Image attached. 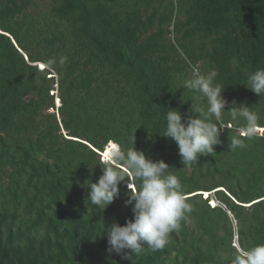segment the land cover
<instances>
[{
    "label": "trees",
    "instance_id": "1",
    "mask_svg": "<svg viewBox=\"0 0 264 264\" xmlns=\"http://www.w3.org/2000/svg\"><path fill=\"white\" fill-rule=\"evenodd\" d=\"M196 68L264 126L246 87L264 68V0H0V264H230L236 239L264 244V133L232 151L225 114L215 153L185 169L163 136L167 111L197 102L182 88ZM116 144L168 164L192 206L164 249L129 260L108 254L107 229L133 218L140 181L107 209L85 184Z\"/></svg>",
    "mask_w": 264,
    "mask_h": 264
},
{
    "label": "clouds",
    "instance_id": "2",
    "mask_svg": "<svg viewBox=\"0 0 264 264\" xmlns=\"http://www.w3.org/2000/svg\"><path fill=\"white\" fill-rule=\"evenodd\" d=\"M65 59L62 57L60 63L63 64ZM54 63V60L48 61L49 66ZM39 67L45 68L43 64H39ZM216 76L213 70L207 75L197 72L193 78L185 79L182 88L195 93L193 99L197 102L192 103L186 118L179 110L171 108L164 117L166 131L163 136L173 139L178 145L183 169L190 168L200 156L215 153V146L221 144V131L225 129V114L231 121L237 122V131L231 133L229 138L232 151L245 148L247 141L256 138L264 127L259 123L254 107L249 108L246 103L237 105L233 101L230 109L225 110L229 102L223 96L224 88L216 83ZM246 87L264 99V68H258L249 75ZM240 121H243L242 125ZM105 150L99 152L102 159L106 157L100 166L103 174L97 183H85L90 182L87 200L92 205L98 208L107 206V209L119 198L122 183L134 190L130 176L140 181L138 190L131 191L125 202L126 206H132L133 218L128 219L124 226L114 221L107 229L108 254L115 253L123 260H129L131 253L138 256L145 247L152 251L164 249L169 243L170 234L180 228L181 222L192 211L184 185L163 160H151L135 146L125 149L117 145L106 156ZM204 195L208 196L206 193ZM215 205L213 202L212 206ZM236 244L238 250L233 252L230 264H264V244L250 249H239Z\"/></svg>",
    "mask_w": 264,
    "mask_h": 264
},
{
    "label": "rangeland",
    "instance_id": "3",
    "mask_svg": "<svg viewBox=\"0 0 264 264\" xmlns=\"http://www.w3.org/2000/svg\"><path fill=\"white\" fill-rule=\"evenodd\" d=\"M43 67V66H42ZM197 72H199L200 73V70L198 69V68H196V69H194L193 70V72H192V75L194 76ZM201 74V73H200ZM57 89V88H56ZM55 93V95L57 96V90L54 92ZM53 94V93H52ZM56 101H55V105H56V109H58L59 107H60V103H59V100L57 101V99H55ZM51 112H53V111H51ZM56 112H57V110H56ZM103 159H105L106 160V157H104ZM130 179H132V177L130 176ZM132 182V181H131ZM128 189H129V187H128ZM213 202H215V204H219V202H218V200H216V199H214L213 200ZM213 202L211 203V205H213Z\"/></svg>",
    "mask_w": 264,
    "mask_h": 264
},
{
    "label": "built area",
    "instance_id": "4",
    "mask_svg": "<svg viewBox=\"0 0 264 264\" xmlns=\"http://www.w3.org/2000/svg\"><path fill=\"white\" fill-rule=\"evenodd\" d=\"M229 127H230V126H229ZM263 132H264V129H261V130L259 131L258 134H259L260 136H263Z\"/></svg>",
    "mask_w": 264,
    "mask_h": 264
}]
</instances>
